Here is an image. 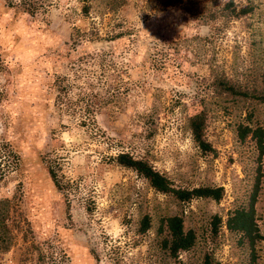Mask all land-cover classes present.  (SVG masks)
<instances>
[{
    "label": "rangeland",
    "instance_id": "1",
    "mask_svg": "<svg viewBox=\"0 0 264 264\" xmlns=\"http://www.w3.org/2000/svg\"><path fill=\"white\" fill-rule=\"evenodd\" d=\"M9 1L0 0V264H200L204 253L245 264L249 249L224 221L254 185L255 264H264V105L209 89L223 75L263 90L264 0H232L250 7L240 17L227 0H25L31 14ZM55 75L68 90L57 104ZM82 87L100 102L93 112L92 98L75 100ZM201 108L206 154L187 127ZM238 125L262 129L260 151L239 141ZM120 151L173 187L220 185L222 197L178 203L116 164ZM144 214L150 227L139 234ZM171 214L195 233L175 258L155 242Z\"/></svg>",
    "mask_w": 264,
    "mask_h": 264
},
{
    "label": "trees",
    "instance_id": "2",
    "mask_svg": "<svg viewBox=\"0 0 264 264\" xmlns=\"http://www.w3.org/2000/svg\"><path fill=\"white\" fill-rule=\"evenodd\" d=\"M8 6H13L9 0H4ZM226 9L231 8V15L240 17L250 10L249 6L238 7L236 9L232 0H227L224 3ZM20 11L31 14L33 11L29 3L25 0L18 1ZM94 28H91L89 35L95 34ZM88 56V55H87ZM86 55L78 56L75 61L82 60ZM105 61V59H103ZM64 76L55 75L50 83V88L54 95V103L57 104L61 97L68 94V90L63 84ZM209 89L216 95L226 96L229 98H254L264 105V87L258 93L247 92L246 88H242L235 84L229 78L221 75L214 76L209 81ZM88 87H82L76 99L82 97L85 101L87 98H92L90 111L95 109V102H99L95 92L91 93ZM98 95V94H97ZM86 102V101H85ZM100 103V102H99ZM205 113L203 109L190 114L187 117V127L192 142L201 153H210L213 151L210 143L204 136ZM236 136L239 141L249 137L254 140L257 150H261L263 131L260 127H250L248 125H238L236 127ZM111 159L118 165L133 170L137 175L144 178L149 186L157 192L170 195L178 203H186L192 199H210L219 201L223 194V188L220 185H197L193 187H173L166 176L158 172L146 158L133 156L128 152L120 151L115 153ZM46 170L56 188L60 189L57 176L51 166L46 163ZM256 194V185L251 191L247 203L238 205L228 212L224 221L227 230L237 233L242 241L249 249V258L245 264H255L254 244L263 239V235L259 231L254 220L253 202ZM221 220L218 215H213L211 221V232L215 233L216 227L219 226ZM264 224V220H263ZM150 227V218L147 214L140 217L136 232L139 234L145 233ZM155 242L159 249L165 251L167 256L175 258L178 253L188 250L195 243V233L191 230L183 228V219L177 214L166 215L159 220V224L155 231ZM200 264H211V255L204 253Z\"/></svg>",
    "mask_w": 264,
    "mask_h": 264
}]
</instances>
